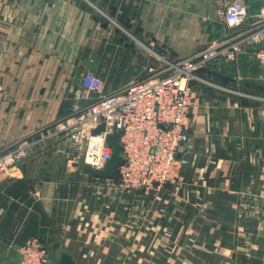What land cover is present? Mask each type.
Returning a JSON list of instances; mask_svg holds the SVG:
<instances>
[{
    "label": "crops",
    "instance_id": "crops-1",
    "mask_svg": "<svg viewBox=\"0 0 264 264\" xmlns=\"http://www.w3.org/2000/svg\"><path fill=\"white\" fill-rule=\"evenodd\" d=\"M223 2L3 0L0 153L71 117L86 71L101 88L81 106L147 78L148 42L176 60L233 34L218 19ZM245 3L250 15L264 8ZM196 75L175 184L150 193L111 186L59 139L0 173V264H17L31 238L47 245L45 264L63 253L77 264H264V66L248 47Z\"/></svg>",
    "mask_w": 264,
    "mask_h": 264
},
{
    "label": "built area",
    "instance_id": "built-area-1",
    "mask_svg": "<svg viewBox=\"0 0 264 264\" xmlns=\"http://www.w3.org/2000/svg\"><path fill=\"white\" fill-rule=\"evenodd\" d=\"M3 0H0V6ZM219 15L230 29L238 33L210 41L196 53L169 64L154 79H139L81 106L100 90L101 80L86 71L73 92V115L54 124L41 136L63 141L75 157L81 156L93 169L104 168L112 156L107 138L120 133L121 160L117 174L106 178L109 185L125 191L158 192L180 179L192 122V83L197 71L220 58L234 60L244 49L254 48L264 66V8L250 15L245 0H224ZM0 83V100L4 97ZM104 124L97 134L92 130ZM47 140V139H46ZM41 141L17 142L0 153V173L23 161L32 147ZM264 198V196H263ZM264 201V199H263ZM261 236L264 238V204ZM17 264H45L47 245L40 238H31L20 247Z\"/></svg>",
    "mask_w": 264,
    "mask_h": 264
},
{
    "label": "water",
    "instance_id": "water-1",
    "mask_svg": "<svg viewBox=\"0 0 264 264\" xmlns=\"http://www.w3.org/2000/svg\"><path fill=\"white\" fill-rule=\"evenodd\" d=\"M104 129V124L99 125L92 130L93 134H97ZM65 138L62 137L59 141ZM108 144L112 147V156L106 162L104 168L93 169L89 164H84V171L92 173L99 178H113L117 174L119 162L121 160V145H120V133L118 131L110 134L107 138ZM19 161L18 163H20ZM60 264H77L69 253H63L60 258Z\"/></svg>",
    "mask_w": 264,
    "mask_h": 264
},
{
    "label": "rangeland",
    "instance_id": "rangeland-1",
    "mask_svg": "<svg viewBox=\"0 0 264 264\" xmlns=\"http://www.w3.org/2000/svg\"><path fill=\"white\" fill-rule=\"evenodd\" d=\"M219 17L221 18L220 15L218 16V19H219ZM114 25H115V27L117 26V28L121 32H123L124 35H127V31H126L127 27H125L123 25H119V23H116V22L114 23ZM239 29H242V28L235 29L234 32H232V33H238ZM207 44L208 43L204 44L203 46H205ZM146 45L148 47H150L151 51H152L151 52V54H152L151 57L152 58H150V62H151V64H150V66H151L150 67V73H148V75H146V77H147L146 79H154V78H156L159 75V73L161 71H163V69L169 64V62H173L175 60L164 58L163 55H161V52L158 51L159 48L155 44H153V42L152 43L148 42V43H146ZM47 130H48V128H43L42 130H39L37 133H34V134L28 136L27 138L21 139L18 142L25 141V140H27L28 142L41 141L39 144H43L44 140H46L48 138L42 137L41 136V132H46ZM39 144H36L35 146H38Z\"/></svg>",
    "mask_w": 264,
    "mask_h": 264
}]
</instances>
